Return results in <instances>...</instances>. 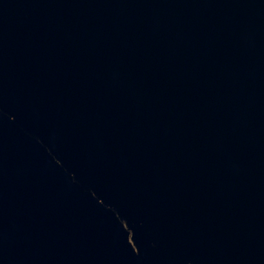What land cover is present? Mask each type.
<instances>
[{
  "label": "water",
  "instance_id": "obj_1",
  "mask_svg": "<svg viewBox=\"0 0 264 264\" xmlns=\"http://www.w3.org/2000/svg\"><path fill=\"white\" fill-rule=\"evenodd\" d=\"M0 264H264V0H0Z\"/></svg>",
  "mask_w": 264,
  "mask_h": 264
}]
</instances>
